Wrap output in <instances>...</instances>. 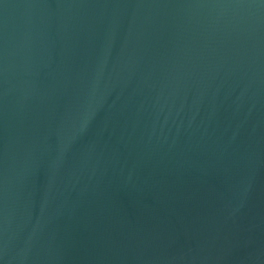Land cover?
<instances>
[{
	"label": "water",
	"instance_id": "obj_1",
	"mask_svg": "<svg viewBox=\"0 0 264 264\" xmlns=\"http://www.w3.org/2000/svg\"><path fill=\"white\" fill-rule=\"evenodd\" d=\"M0 264H264V0H0Z\"/></svg>",
	"mask_w": 264,
	"mask_h": 264
}]
</instances>
